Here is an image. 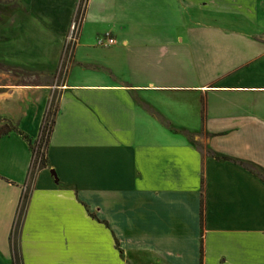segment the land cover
Here are the masks:
<instances>
[{"label": "crops", "instance_id": "0c3cea01", "mask_svg": "<svg viewBox=\"0 0 264 264\" xmlns=\"http://www.w3.org/2000/svg\"><path fill=\"white\" fill-rule=\"evenodd\" d=\"M36 1L0 64L58 77L79 0ZM72 53L59 84L0 82V127L32 140L59 97L23 263L264 264V0H88ZM31 160L0 137V264Z\"/></svg>", "mask_w": 264, "mask_h": 264}, {"label": "trees", "instance_id": "16d2710c", "mask_svg": "<svg viewBox=\"0 0 264 264\" xmlns=\"http://www.w3.org/2000/svg\"><path fill=\"white\" fill-rule=\"evenodd\" d=\"M88 0H79L78 8L75 14L76 22H78L79 25V31L81 24L84 18L85 9L87 5ZM64 49V48H63ZM72 46H69L66 51L63 50V54L61 57V66L59 69V74L61 73V70L66 68V66L71 62L72 60ZM0 69L6 72H9L12 74V76L20 79V80H26L27 78H33L36 76V74H30L18 70H14L11 68H7L0 64ZM25 85V84H24ZM59 109V97L57 96L56 92L53 93L51 100L49 102L48 108L43 116L42 123L40 126L39 134L35 140H32L31 138L27 137L26 135L22 134L15 126L13 125H4L5 130L2 132L0 131V137L8 135L11 132H15L18 135H20L30 146V149L32 151V160L31 164L28 170V177H27V189L23 194L21 195L19 205L16 212V218L15 222L13 224L10 238H9V245H10V251H11V264H24L21 251H20V236H21V229L23 226V220L27 212L28 207V200L30 196V185L32 181L36 178L37 174L47 168V161H46V155H47V149L49 145V140L51 137V134L53 132V128L55 125V119L58 113ZM202 121L204 122V115H202ZM253 172V168H249ZM264 181V177H261ZM202 254V250H201Z\"/></svg>", "mask_w": 264, "mask_h": 264}, {"label": "rangeland", "instance_id": "374dc122", "mask_svg": "<svg viewBox=\"0 0 264 264\" xmlns=\"http://www.w3.org/2000/svg\"><path fill=\"white\" fill-rule=\"evenodd\" d=\"M40 4H42L41 0H37L35 3V8L39 9ZM35 12H39L38 10H35ZM26 5L24 2H22V0H0V42L4 41V37L3 35H5V32L7 31V29L9 30V28L11 27V24H13L16 20H19L21 16H25L26 15ZM42 14V12H41ZM41 14L40 16H36V20L41 18ZM74 22H76L75 16L73 18ZM72 20V21H73ZM76 24H78V22H76ZM93 27L94 25L90 24L88 30L90 29L89 33L87 34V36L90 35V33L93 31ZM6 46L4 45H0V48H5ZM73 48V46H72ZM5 50V49H4ZM0 55V59H1ZM60 72V71H58ZM65 72V68L61 70V73ZM2 72L0 71V82L2 83H6L9 84L11 83V85H16V84H25V83H32V84H53V83H60V79L63 76V74H59V76H55V77H46V76H39L38 73H34L36 74L38 77H34L33 78H27L26 80H20L18 78H11L10 76H6L4 74H1ZM6 126V125H5ZM9 126V125H8ZM5 127L4 125H2L0 127V131H4Z\"/></svg>", "mask_w": 264, "mask_h": 264}, {"label": "built area", "instance_id": "2783aa9c", "mask_svg": "<svg viewBox=\"0 0 264 264\" xmlns=\"http://www.w3.org/2000/svg\"><path fill=\"white\" fill-rule=\"evenodd\" d=\"M78 27L79 25L76 24V22H74L73 20L70 25L69 35L67 36L68 39H66L65 41V46H64L65 51L69 46H73L74 43L76 42L75 39H76V34L79 29ZM115 43H116L115 40L113 38H110L108 35L105 38H100L98 40V44L104 45L105 47L113 46L115 45ZM25 191H26V188H24V192Z\"/></svg>", "mask_w": 264, "mask_h": 264}, {"label": "bare ground", "instance_id": "6f19581e", "mask_svg": "<svg viewBox=\"0 0 264 264\" xmlns=\"http://www.w3.org/2000/svg\"><path fill=\"white\" fill-rule=\"evenodd\" d=\"M79 31V30H78ZM68 35H69V33H68ZM67 35V36H68ZM77 36H78V32H77V34H76V39H77ZM66 39H68V37H66ZM76 39H75V41H76ZM65 46V45H64ZM74 46V45H73Z\"/></svg>", "mask_w": 264, "mask_h": 264}]
</instances>
